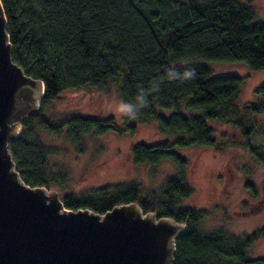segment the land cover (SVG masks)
Masks as SVG:
<instances>
[{"label": "trees", "instance_id": "trees-1", "mask_svg": "<svg viewBox=\"0 0 264 264\" xmlns=\"http://www.w3.org/2000/svg\"><path fill=\"white\" fill-rule=\"evenodd\" d=\"M12 44V59L24 72L45 85L38 114L29 118L9 150L23 181L32 187L57 185L66 189L61 199L72 210L105 213L113 207L137 203L144 213L188 222L176 241L173 264H264V257L249 258L248 248L264 237V228L250 235L234 236L223 227L207 228L204 210L179 207L193 189L185 178L187 160L176 149L205 147L217 150L209 125L219 120L239 127L241 145L250 144L251 119L264 112V84L257 100L240 103L245 79L215 76L204 66L171 67L184 58L244 61L253 70H264V22L254 9L235 0H1ZM196 69L191 81L169 80L168 72ZM120 79L123 102L137 103L139 88L160 83V91L148 97L150 105L137 116L139 122L154 118L158 131L168 138L142 140L131 148L137 164L163 159L176 171L153 191L143 184L118 183L80 194L68 193L67 173L52 171V149L41 144L39 129L66 136L78 143L83 135L105 134L118 129L112 117L74 116L62 123L44 115L43 109L67 89L99 88ZM162 110L171 111L170 114ZM127 129L134 132L135 126ZM230 144H235L230 140ZM80 151L83 149L80 148Z\"/></svg>", "mask_w": 264, "mask_h": 264}, {"label": "rangeland", "instance_id": "rangeland-1", "mask_svg": "<svg viewBox=\"0 0 264 264\" xmlns=\"http://www.w3.org/2000/svg\"><path fill=\"white\" fill-rule=\"evenodd\" d=\"M251 6L256 20L264 22V0H235ZM199 65L209 68L213 75H235L245 79L240 103L257 100L256 89L264 84V70H251L244 61H214L201 57L184 58L171 67ZM120 79L103 87L67 89L47 104L43 113L54 123H62L74 116L112 117L118 123L117 130L102 135H83L78 143L67 139L66 130L54 134L39 129L41 144L52 149L48 165L52 171L67 173L68 193L80 194L91 189L118 183L143 184L155 191L162 181L176 171L169 159L155 164L133 161L131 148L142 140L156 141L168 138L158 131L154 118L147 122L129 119L134 125L131 132L124 118L118 119L116 108L123 102ZM170 114L169 110H162ZM253 131L250 144L261 153L255 154L244 148L239 127L219 120H210L214 138L225 142L220 149L188 147L176 149L187 160L185 178L193 193L182 199L179 207L204 210L208 217L203 222L207 228L223 227L238 237L250 235L264 228V112L251 119ZM230 140L235 144L231 145ZM83 150L80 151L79 149ZM48 190L59 192L66 189L51 185ZM249 258L264 257V237L257 239L247 250Z\"/></svg>", "mask_w": 264, "mask_h": 264}, {"label": "water", "instance_id": "water-1", "mask_svg": "<svg viewBox=\"0 0 264 264\" xmlns=\"http://www.w3.org/2000/svg\"><path fill=\"white\" fill-rule=\"evenodd\" d=\"M44 95V82L12 59L0 0V264H173L187 221L144 213L135 202L103 214L72 210L59 192L23 181L9 144Z\"/></svg>", "mask_w": 264, "mask_h": 264}, {"label": "clouds", "instance_id": "clouds-1", "mask_svg": "<svg viewBox=\"0 0 264 264\" xmlns=\"http://www.w3.org/2000/svg\"><path fill=\"white\" fill-rule=\"evenodd\" d=\"M196 69L194 67H188L185 71L181 73H177L175 71L168 72V79L175 81L180 80L181 82L191 81L196 78ZM160 91V83L153 81L152 86L145 90L143 86L139 88L138 95L136 97L137 103H127L121 102L117 108L116 113L118 119L120 118H128V119H136L142 109L148 108L150 105L148 97L152 94L158 93Z\"/></svg>", "mask_w": 264, "mask_h": 264}]
</instances>
